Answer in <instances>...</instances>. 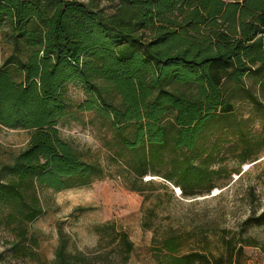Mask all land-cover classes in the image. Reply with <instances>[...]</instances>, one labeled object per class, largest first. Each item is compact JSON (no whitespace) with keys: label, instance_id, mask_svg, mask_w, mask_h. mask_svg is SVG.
<instances>
[{"label":"trees","instance_id":"obj_1","mask_svg":"<svg viewBox=\"0 0 264 264\" xmlns=\"http://www.w3.org/2000/svg\"><path fill=\"white\" fill-rule=\"evenodd\" d=\"M0 44V128L30 131L0 162V223L16 227V257H34L26 224L45 212L41 190L125 176L143 193L152 175L194 199L241 179L264 151V101L245 85L254 78L264 89V0H0ZM70 83L89 100L74 103ZM245 104L248 113L238 110ZM73 109L104 122L105 160L61 135ZM262 224L264 209L253 208L238 234L223 228L182 251L188 230L155 229L153 244L161 264H236L250 241L243 232ZM110 227L128 258L133 242ZM82 259L61 233L53 264Z\"/></svg>","mask_w":264,"mask_h":264},{"label":"rangeland","instance_id":"obj_2","mask_svg":"<svg viewBox=\"0 0 264 264\" xmlns=\"http://www.w3.org/2000/svg\"><path fill=\"white\" fill-rule=\"evenodd\" d=\"M7 55L8 48L0 44V65ZM245 85L264 101V89L258 80L247 78ZM66 94L74 103L90 98L78 83L67 85ZM249 109L246 104L238 108L245 113ZM103 124L94 113L73 109L58 128L79 149H91L96 157L105 160L108 154L103 142L109 133ZM260 129L257 124L255 130ZM29 138L30 131L0 128V162H11ZM226 165L232 168L236 164L231 158ZM241 169V179L233 174L229 186L194 199L179 196L177 187L152 175L144 178L143 193L130 190L125 176H107L88 187L61 192L41 190L39 196L45 212L26 224L37 242V246L29 244L34 257L14 255L10 244L16 237V227L2 222L0 264H53L61 233L67 238L69 250L83 256L84 264H161L157 244H153L155 229L159 234L167 228L188 230L189 239L182 251L199 248L198 239L204 234L218 235L223 228L238 234L241 222L253 208L257 212L264 209V151L258 161L246 163ZM150 209L155 215L151 216ZM145 215L151 217V228L143 227ZM112 223L117 231L126 232L134 244L126 259L110 227ZM243 237L250 241L244 245L243 256L236 264H264V224L248 226ZM213 240L217 243V239Z\"/></svg>","mask_w":264,"mask_h":264},{"label":"built area","instance_id":"obj_3","mask_svg":"<svg viewBox=\"0 0 264 264\" xmlns=\"http://www.w3.org/2000/svg\"><path fill=\"white\" fill-rule=\"evenodd\" d=\"M177 194L180 196L181 195V192L179 191V189H175Z\"/></svg>","mask_w":264,"mask_h":264},{"label":"water","instance_id":"obj_4","mask_svg":"<svg viewBox=\"0 0 264 264\" xmlns=\"http://www.w3.org/2000/svg\"><path fill=\"white\" fill-rule=\"evenodd\" d=\"M180 191V190H179Z\"/></svg>","mask_w":264,"mask_h":264}]
</instances>
